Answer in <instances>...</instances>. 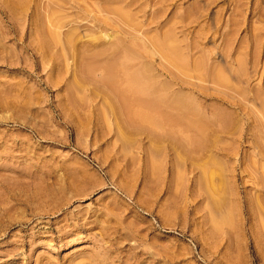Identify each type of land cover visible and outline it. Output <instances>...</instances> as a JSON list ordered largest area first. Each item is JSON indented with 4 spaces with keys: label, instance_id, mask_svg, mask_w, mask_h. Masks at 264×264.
<instances>
[{
    "label": "rangeland",
    "instance_id": "obj_1",
    "mask_svg": "<svg viewBox=\"0 0 264 264\" xmlns=\"http://www.w3.org/2000/svg\"><path fill=\"white\" fill-rule=\"evenodd\" d=\"M0 264H264V0H0Z\"/></svg>",
    "mask_w": 264,
    "mask_h": 264
},
{
    "label": "bare ground",
    "instance_id": "obj_2",
    "mask_svg": "<svg viewBox=\"0 0 264 264\" xmlns=\"http://www.w3.org/2000/svg\"><path fill=\"white\" fill-rule=\"evenodd\" d=\"M126 1V0H125ZM133 2V1H132ZM105 4H108V3H105ZM130 4V2L128 3V5ZM114 6V5H113ZM115 7V6H114ZM108 8V7H107ZM109 8H110V6H109ZM111 9V8H110ZM113 9V8H112ZM116 9V8H115ZM108 10V9H107ZM118 12H119V10H118ZM121 12V11H120ZM127 20H128V18H127ZM126 21V20H125ZM126 23V22H125ZM163 38V37H162ZM165 38V37H164ZM163 38V39H164ZM127 40H130V39H127ZM169 40V39H168ZM163 41V40H162ZM159 43V42H158ZM162 44H161V42L159 43V46H158V44H157V46L160 48V46H161ZM130 46H131V44H130ZM108 48V47H107ZM140 48H141V46H140ZM135 49V48H134ZM136 50V49H135ZM138 50V49H137ZM101 51V50H100ZM100 51H98L97 53H99ZM160 51H163V52H166L167 54H165V55H169V57L170 58H172V55H174L173 56V58L175 57V54H177V52H176V49L175 48H173V47H168V46H162L161 47V50ZM175 53V54H174ZM100 54H101V52H100ZM113 55V54H112ZM160 55H162V54H160ZM92 56V55H91ZM179 56V55H178ZM93 57V56H92ZM163 57V56H162ZM167 58V57H166ZM176 58H178V57H176ZM103 59V58H102ZM181 59V58H180ZM97 61H99L98 59H96ZM103 60H105V59H103ZM174 60V59H173ZM175 61H176V59H175ZM105 62V61H104ZM171 62V61H170ZM179 62H180V60H179ZM178 62V63H179ZM111 63H112V61H111ZM177 63V64H178ZM170 64H173V63H170ZM180 64V63H179ZM182 64V63H181ZM105 65H106V63H105ZM109 65H111V64H108L107 66H109ZM103 66H104V64H103ZM107 66H105V68H107ZM118 66V65H117ZM177 66H179V65H177ZM183 66V65H182ZM175 67V66H174ZM112 68H113V66L111 65V69H110V66L107 68L108 69V71H107V69H106V76L108 77V78H110L109 80L111 81V80H113L112 78H114V71L112 70ZM110 70H112V71H110ZM121 71V70H120ZM119 71V72H120ZM178 71V70H177ZM110 75H109V74ZM108 74V75H107ZM111 74H113V75H111ZM117 75V74H116ZM106 80H107V78H105ZM115 82V81H114ZM117 82H119L118 80H117ZM124 84V83H123ZM125 87V86H124ZM140 87V86H139ZM127 88V87H126ZM125 88V89H126ZM141 88V87H140ZM114 89V88H113ZM117 89V88H116ZM119 89V88H118ZM129 88H127V90H128ZM130 89H131V91H133V93L135 92V91H137L135 88H132V86L130 85ZM138 90H140V89H138ZM124 92H125V94H126V91L125 90H123ZM130 91V92H131ZM142 91V90H141ZM143 91H146L147 92V89H143ZM149 91V90H148ZM156 91V90H155ZM118 92H120V91H118ZM128 92H129V90H128ZM113 93V92H112ZM137 93V92H136ZM136 93H134V94H136ZM119 95V94H118ZM158 94H156V96H157ZM120 96V95H119ZM125 96H127V94L125 95ZM125 96H123V97H125ZM154 96V95H153ZM161 96V95H160ZM126 98V97H125ZM147 98V97H146ZM144 98L143 100L141 99V98H139V99H141V100H139L140 101V104L142 105H144L145 107L148 105L149 107H151L152 106V108L153 107H155L156 105H159V103H162V105L164 104V106L166 107V106H169L170 104H171V101L170 100H168V99H157V98ZM127 99V98H126ZM133 99V98H132ZM130 99H128V101H129ZM134 100H135V98H134ZM175 100V99H174ZM123 101V100H122ZM133 101V100H132ZM126 102V101H125ZM178 102H180V101H178ZM127 103V102H126ZM130 103H132L133 104V102H130ZM173 103H174V101H173ZM132 104H131V106H132ZM177 104V103H176ZM179 104V103H178ZM137 106V105H136ZM163 106V107H164ZM181 106H182V108H183V106L184 105H182L181 104ZM171 107V106H170ZM178 107H180V106H178ZM148 108V107H147ZM166 108H168V107H166ZM173 108V107H172ZM154 109V108H153ZM137 110V109H136ZM175 110V109H174ZM190 110V109H189ZM140 111V110H139ZM139 111H137L138 112V114H139ZM141 112H143L142 110H141ZM186 112V111H185ZM192 112V111H191ZM175 113L177 114V112L175 111ZM180 113V112H179ZM197 113V112H196ZM134 114H136L135 112H134ZM146 114V113H145ZM168 115V114H167ZM188 115V114H187ZM137 116V115H136ZM144 116H146V115H144ZM149 116V118L147 119L146 117V119L147 120H149L151 117H150V115H148ZM179 116V115H178ZM183 116V115H182ZM185 116H186V114H185ZM194 116V115H193ZM168 117V116H167ZM181 117V116H180ZM184 117V116H183ZM140 118H141V116H140ZM153 118V117H152ZM150 119L149 121H151V123L153 122L152 120L153 119ZM170 117H168V120L170 121V119H169ZM195 118V117H194ZM146 119H144V120H146ZM173 119V118H172ZM178 119H179V117H178ZM138 120H139V117H138ZM154 120H155V118H154ZM165 120H167V119H165ZM189 120H190V118H189ZM193 120V119H192ZM180 121H181V119H180ZM138 122V121H137ZM143 122V121H142ZM154 122H156V121H154ZM171 122V121H170ZM176 122V121H175ZM203 128V127H202ZM205 129V128H204ZM204 131V130H203ZM200 134H202V133H200ZM202 137V136H201ZM223 217V216H222ZM225 221V220H224ZM219 223V222H218ZM221 223H222V221H221Z\"/></svg>",
    "mask_w": 264,
    "mask_h": 264
}]
</instances>
